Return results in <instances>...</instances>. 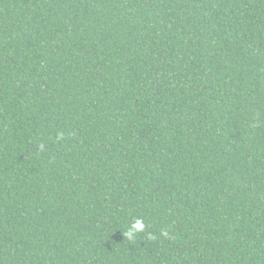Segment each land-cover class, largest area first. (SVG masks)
I'll return each instance as SVG.
<instances>
[{
	"label": "trees",
	"instance_id": "16d2710c",
	"mask_svg": "<svg viewBox=\"0 0 264 264\" xmlns=\"http://www.w3.org/2000/svg\"><path fill=\"white\" fill-rule=\"evenodd\" d=\"M0 264H264V0H0Z\"/></svg>",
	"mask_w": 264,
	"mask_h": 264
},
{
	"label": "clouds",
	"instance_id": "9594fccd",
	"mask_svg": "<svg viewBox=\"0 0 264 264\" xmlns=\"http://www.w3.org/2000/svg\"><path fill=\"white\" fill-rule=\"evenodd\" d=\"M62 136V134H59ZM145 231V224L142 218H136L132 224L130 225V227L128 228V230L126 231L125 235L127 236V238L129 240L134 239L135 235L137 233L140 232H144ZM164 235H167V233H164ZM149 238L153 239L154 237L149 234Z\"/></svg>",
	"mask_w": 264,
	"mask_h": 264
}]
</instances>
